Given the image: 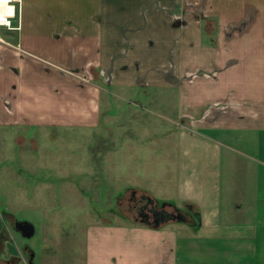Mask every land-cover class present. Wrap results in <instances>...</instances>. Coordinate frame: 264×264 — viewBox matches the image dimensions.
<instances>
[{"label":"crops","instance_id":"0c3cea01","mask_svg":"<svg viewBox=\"0 0 264 264\" xmlns=\"http://www.w3.org/2000/svg\"><path fill=\"white\" fill-rule=\"evenodd\" d=\"M38 2L22 0L19 33ZM44 3L56 16L42 57L22 47L19 33L10 46H0V128L97 130L115 119L123 136L137 119L120 124L112 110L105 115L101 102L110 92L103 86L124 94L153 88L169 98L174 93L176 118L168 120L174 127L163 134L175 139L164 146V160L173 168L164 178L166 189L121 180V190L178 210L191 207L200 218L194 231L185 224L155 230L124 218L91 216L84 264H180L181 252L182 264H264V0ZM29 38L34 42L28 47L39 52L37 39ZM169 55H198L200 63L176 66ZM29 155L24 150L21 156L25 173L33 169ZM138 167L127 166L128 179L161 175H154L155 166ZM109 173L106 179L117 185V173ZM87 176L90 183H103ZM241 214L247 219H239ZM37 258L35 253L32 264Z\"/></svg>","mask_w":264,"mask_h":264},{"label":"rangeland","instance_id":"374dc122","mask_svg":"<svg viewBox=\"0 0 264 264\" xmlns=\"http://www.w3.org/2000/svg\"><path fill=\"white\" fill-rule=\"evenodd\" d=\"M22 5L20 27L23 21ZM53 9L55 8L49 3L39 0L32 6L30 12H26L24 30L19 33L24 36L22 47L39 57L49 50L48 42L51 39L47 38L48 32L56 16V12H52ZM19 34L0 30V38L9 46ZM31 36L37 39L40 45L39 52L28 47L27 43L34 42V39L29 38ZM203 41L206 44L205 41L208 40ZM0 46L7 47L3 44ZM70 57L74 58L72 55ZM168 57V61L176 66H181L182 63L183 67L188 63L189 65L200 63L198 55ZM161 63L164 65L166 61L162 59ZM103 87L111 94L103 95L101 109L105 115L112 110L114 116L118 115L120 124L131 117L137 119H131L128 127H124L128 133L123 136L118 133L115 119L112 124L110 122L105 125L107 124L105 123V126L97 130L56 128L44 131L30 127L12 130L0 128V163L8 161L15 163L11 153L6 155L4 153L5 150L15 148L14 139L17 136H22L25 140L23 149L30 154L27 160L33 169L28 170L27 173L22 169L23 174L20 177L16 174L14 177H7L9 172L5 168H0V190L10 192L9 200L12 207L16 209L18 206L17 215L34 227L35 235L28 240V246L35 251L38 257L37 264L39 261H42V264H84L86 227L92 220L91 216H95L96 219L104 217V219L117 220L125 217L124 219L130 221L136 220L129 209L131 206L129 202L134 193L130 191L126 194L125 190H121L123 185L121 180L124 184L147 181L151 182L147 184L148 186L154 185L164 189V183L168 181L164 178L169 177V172L173 171V168L167 164V158L164 160L163 156L167 155L164 146L168 142L174 144L175 139H169L163 134L166 135L174 127L168 120L174 121L176 118L175 94H168L171 97L169 98L162 89L155 88L124 94L111 92ZM111 104L113 107L109 110L107 107L109 105L111 107ZM102 121L108 122L109 119L105 120L103 116ZM209 135L216 140L219 139L218 135L212 133ZM33 141L36 142L37 147L34 146ZM116 145L118 148L124 146L123 151H116L114 149ZM105 155H108L107 159L103 158ZM131 162L135 164H130ZM16 165L14 164V168L17 171L19 168ZM128 165L135 167L139 165L140 170L143 165H152L155 166L154 175L160 172L161 175H146L145 180L139 175L128 179L126 174ZM106 171H110L108 176L113 178L117 173L119 179L117 185L106 179L108 178L104 175ZM87 175L96 176L99 180L103 179V183L99 181L90 183ZM228 186L230 185L225 184L223 189ZM21 189H24L22 194L13 193L18 190L21 193ZM135 196L142 197L136 193ZM245 217V214L239 215L241 220L247 219ZM182 263H185V256L181 252L180 264Z\"/></svg>","mask_w":264,"mask_h":264},{"label":"flooded vegetation","instance_id":"af4514ba","mask_svg":"<svg viewBox=\"0 0 264 264\" xmlns=\"http://www.w3.org/2000/svg\"><path fill=\"white\" fill-rule=\"evenodd\" d=\"M19 137L17 136L16 139L18 140ZM15 145V148L5 150L4 153L5 155L11 153L15 163H10L9 161L3 162V164L0 163V165L2 164L0 168H5L9 172L7 177H14L15 174L20 177L23 174L22 169H24V166L21 160L24 152L23 145L18 142ZM14 164H17L16 166L19 168L17 171L14 168ZM19 190L13 193L22 194L24 189H21V193ZM9 195H11L10 192L3 189L0 190V264H32L35 253L28 246V240H30L28 236L33 226L17 215L18 206L16 209L12 207ZM129 203L131 204L130 212L136 219L139 217L145 218L146 215L149 219L154 216L150 213L151 209L147 208L146 202L141 201V198L132 196Z\"/></svg>","mask_w":264,"mask_h":264},{"label":"trees","instance_id":"16d2710c","mask_svg":"<svg viewBox=\"0 0 264 264\" xmlns=\"http://www.w3.org/2000/svg\"><path fill=\"white\" fill-rule=\"evenodd\" d=\"M132 196H135V194H133ZM140 198H141V201L146 202L147 208L151 209L150 213H152L153 215H156L157 218L160 219V222H162V224L159 225L158 227H156L153 224H150L151 221L145 222V223L141 222L142 219L140 217L133 221V222H135V224H138L141 226H146V227H149L151 229L159 230L167 224H171V223H177L178 224V222L172 220V218L174 216H178L184 221L183 224L192 228L194 231L199 229V227H200L199 215L196 212H193L192 209L188 210L186 208L183 210H178L175 207V205L172 203H165V202H160V201H156V200L154 201V199H150V197H148V196H142ZM148 213H149V211H148ZM147 217L148 216L146 215V218ZM123 218H125V217H123Z\"/></svg>","mask_w":264,"mask_h":264},{"label":"built area","instance_id":"2783aa9c","mask_svg":"<svg viewBox=\"0 0 264 264\" xmlns=\"http://www.w3.org/2000/svg\"><path fill=\"white\" fill-rule=\"evenodd\" d=\"M22 0H0V30L6 33L20 32V15ZM0 44L9 46L2 38ZM87 79H83L86 82Z\"/></svg>","mask_w":264,"mask_h":264},{"label":"water","instance_id":"95a60500","mask_svg":"<svg viewBox=\"0 0 264 264\" xmlns=\"http://www.w3.org/2000/svg\"><path fill=\"white\" fill-rule=\"evenodd\" d=\"M188 210H191L192 208L191 207H188L187 208ZM142 220H141V222H149L150 221V219L152 220L151 222H150V224H153L154 226H156V227H158L159 225H161L162 224V222H160V219H158L157 218V216L156 215H154L152 218H141ZM172 220L173 221H176V222H178V224H183L184 223V221L180 218V217H178V216H174L173 218H172ZM34 235V229L32 228L31 229V232H30V234H29V236H28V239H30V238H32V236Z\"/></svg>","mask_w":264,"mask_h":264}]
</instances>
